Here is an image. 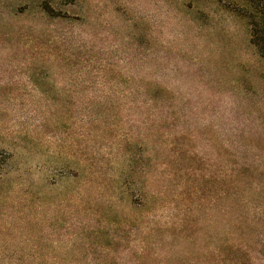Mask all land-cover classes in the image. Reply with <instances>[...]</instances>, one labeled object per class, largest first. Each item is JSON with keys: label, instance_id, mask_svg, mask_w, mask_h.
Here are the masks:
<instances>
[{"label": "rangeland", "instance_id": "1", "mask_svg": "<svg viewBox=\"0 0 264 264\" xmlns=\"http://www.w3.org/2000/svg\"><path fill=\"white\" fill-rule=\"evenodd\" d=\"M246 7L0 0V264H264Z\"/></svg>", "mask_w": 264, "mask_h": 264}, {"label": "trees", "instance_id": "2", "mask_svg": "<svg viewBox=\"0 0 264 264\" xmlns=\"http://www.w3.org/2000/svg\"><path fill=\"white\" fill-rule=\"evenodd\" d=\"M245 2L247 3L245 15L249 26V42L264 61V0H245ZM43 10L49 15L47 7ZM1 168L0 160V170Z\"/></svg>", "mask_w": 264, "mask_h": 264}]
</instances>
